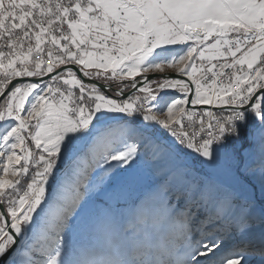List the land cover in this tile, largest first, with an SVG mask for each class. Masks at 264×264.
<instances>
[{"label": "snow or ice", "instance_id": "obj_1", "mask_svg": "<svg viewBox=\"0 0 264 264\" xmlns=\"http://www.w3.org/2000/svg\"><path fill=\"white\" fill-rule=\"evenodd\" d=\"M0 264H264V0H0Z\"/></svg>", "mask_w": 264, "mask_h": 264}, {"label": "rangeland", "instance_id": "obj_2", "mask_svg": "<svg viewBox=\"0 0 264 264\" xmlns=\"http://www.w3.org/2000/svg\"><path fill=\"white\" fill-rule=\"evenodd\" d=\"M141 175L147 176L148 170L145 169L144 172L141 173ZM154 184H155L154 178L145 179L137 183V185L128 192V196H127L128 204H131L137 199L146 196L153 189Z\"/></svg>", "mask_w": 264, "mask_h": 264}]
</instances>
